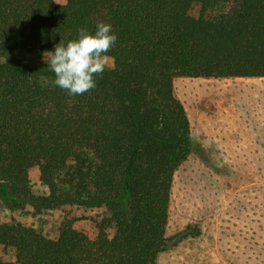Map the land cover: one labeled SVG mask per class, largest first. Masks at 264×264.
I'll use <instances>...</instances> for the list:
<instances>
[{
  "label": "trees",
  "instance_id": "1",
  "mask_svg": "<svg viewBox=\"0 0 264 264\" xmlns=\"http://www.w3.org/2000/svg\"><path fill=\"white\" fill-rule=\"evenodd\" d=\"M98 21L117 41L95 88L69 95L26 63ZM179 77L264 78V0H0V198L89 212L55 237L0 222V264H156L184 237L167 236L175 173L197 151Z\"/></svg>",
  "mask_w": 264,
  "mask_h": 264
},
{
  "label": "rangeland",
  "instance_id": "2",
  "mask_svg": "<svg viewBox=\"0 0 264 264\" xmlns=\"http://www.w3.org/2000/svg\"><path fill=\"white\" fill-rule=\"evenodd\" d=\"M200 10L195 4L191 14ZM26 63L46 64L34 52ZM175 88L197 151L178 168L172 188L167 236L184 237L161 252L156 264H264V78L179 77ZM29 175L32 192L47 194L39 169ZM84 213L11 209L0 198V222H22L50 237L65 219ZM74 224L93 230L90 219Z\"/></svg>",
  "mask_w": 264,
  "mask_h": 264
},
{
  "label": "clouds",
  "instance_id": "3",
  "mask_svg": "<svg viewBox=\"0 0 264 264\" xmlns=\"http://www.w3.org/2000/svg\"><path fill=\"white\" fill-rule=\"evenodd\" d=\"M55 2L64 7L67 0ZM116 41L112 26L98 21L94 32L81 28L76 38L67 42L61 38L53 51L45 50L42 56L48 69L54 73L56 86L69 95H82L95 88L96 76L103 74L106 68L114 67L108 53Z\"/></svg>",
  "mask_w": 264,
  "mask_h": 264
}]
</instances>
